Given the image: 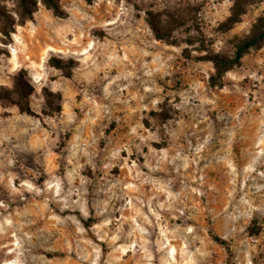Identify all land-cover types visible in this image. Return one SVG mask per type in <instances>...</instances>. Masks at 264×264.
Listing matches in <instances>:
<instances>
[{"label": "rangeland", "instance_id": "1", "mask_svg": "<svg viewBox=\"0 0 264 264\" xmlns=\"http://www.w3.org/2000/svg\"><path fill=\"white\" fill-rule=\"evenodd\" d=\"M57 1L0 17V87L25 71L35 112L0 102V264H264V39L206 58L264 0Z\"/></svg>", "mask_w": 264, "mask_h": 264}, {"label": "trees", "instance_id": "2", "mask_svg": "<svg viewBox=\"0 0 264 264\" xmlns=\"http://www.w3.org/2000/svg\"><path fill=\"white\" fill-rule=\"evenodd\" d=\"M90 2L91 0H86ZM246 0H233V4L230 8V15L227 17L228 22H235L239 14L241 13L242 6ZM45 7L50 8L55 15L62 14L60 10V6L57 0H41ZM36 6L35 0H17V10L15 11L16 18L12 16L6 15L3 11H0V17H2V21L4 23L13 24H22L27 18L31 17L32 12L34 11ZM150 16V17H149ZM149 11L147 13L146 21L152 30L154 37L156 39H165L163 36L160 27L157 24V20L153 17ZM5 34L8 33L6 29H3ZM167 39V38H166ZM264 39V11L261 16H259L255 22H253L251 26V30L248 35L241 37L234 45L233 54L230 56H224L219 54H212L206 56L210 61H212L216 72L218 74L222 73L226 69L230 68L232 65L236 64L243 53L250 47L256 46L260 44ZM50 63L56 67L61 68V60L59 58L51 57L49 59ZM32 91V87L26 77L25 71L22 69L18 70L12 76V84L11 87H0V102L2 104H13L16 105L18 110L24 112L26 114H35L29 105V94ZM48 95L55 96L56 101L53 98L46 97V103L48 106L47 113H55L60 111L59 99L60 95L58 93L52 94L47 91ZM214 239L220 244H226L225 240L218 237L213 236Z\"/></svg>", "mask_w": 264, "mask_h": 264}]
</instances>
